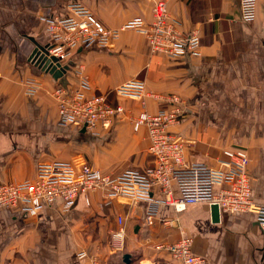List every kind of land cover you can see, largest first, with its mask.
Listing matches in <instances>:
<instances>
[{
  "label": "crops",
  "instance_id": "obj_1",
  "mask_svg": "<svg viewBox=\"0 0 264 264\" xmlns=\"http://www.w3.org/2000/svg\"><path fill=\"white\" fill-rule=\"evenodd\" d=\"M154 1L0 0V184L34 180L39 164L55 161L88 162L114 177L151 167L148 131L135 132L131 118L163 108L154 96L176 95L184 118L173 132L185 143L186 162L227 170L224 151L247 150L254 202L264 206V0H257L252 23L242 21L240 0H166L181 30L199 34L194 55L153 52L145 36L130 29L108 47L75 50L70 89L87 78L86 96L104 95L125 115L97 134L60 124L54 98L60 83L31 61L36 44H51L44 19L68 18V6L80 3L107 28L119 30L135 18L150 21ZM135 80L145 83V97L117 93ZM29 83L39 85L34 95ZM153 191L161 203L152 225L145 221L146 202L117 198L103 205L101 191L81 197L70 211L58 201L29 219L0 209V264H126L125 255L130 264H182L160 246L184 236L205 264H264V226L255 212H220L214 222L207 203L177 212ZM173 193L180 196L176 186ZM120 217L125 244L116 251L112 234Z\"/></svg>",
  "mask_w": 264,
  "mask_h": 264
},
{
  "label": "built area",
  "instance_id": "obj_2",
  "mask_svg": "<svg viewBox=\"0 0 264 264\" xmlns=\"http://www.w3.org/2000/svg\"><path fill=\"white\" fill-rule=\"evenodd\" d=\"M256 6L257 0H240L243 22L255 20ZM68 9L71 12L68 18L44 19L45 30L51 37L49 54L62 65L67 64L79 48L108 47L125 29L143 34L153 52L169 58L194 55L201 45L197 32L184 33L181 30V22L171 15L166 0L154 1L150 21L135 18L119 30L107 28L83 4H70ZM89 88L87 78L77 89L61 84L55 88L60 124L76 126L93 134L101 129H112L124 117V108L110 104L104 95L86 96ZM38 90L36 83L28 84V94L34 95ZM117 93L143 98L146 86L144 82L135 80L118 88ZM154 97L161 99L165 106L156 114L142 112L131 118L135 132L143 128L148 131V152L154 160L151 167L129 169L114 177L95 169L88 162L80 166L69 161L39 164L34 180L0 184V209L20 211L29 219L37 217L44 208L58 201L62 202L64 211H70L81 197L87 198L89 193L101 191L104 194L103 205H109L117 198L146 202L145 221L152 225L161 203L153 197V190L157 189L164 195L162 202L177 212L204 202L210 207L217 205L220 212H255L264 226V206L255 204L253 198L247 150H225L227 170L215 169L206 163H187L185 143L173 132L184 118L182 99L176 95ZM175 186L179 189V197L174 196ZM124 222L120 217L119 228L112 234V247L116 251L124 248ZM192 246V240L184 236L177 243L160 248L182 264H205V259L195 254ZM85 255L81 253L79 257Z\"/></svg>",
  "mask_w": 264,
  "mask_h": 264
},
{
  "label": "water",
  "instance_id": "obj_3",
  "mask_svg": "<svg viewBox=\"0 0 264 264\" xmlns=\"http://www.w3.org/2000/svg\"><path fill=\"white\" fill-rule=\"evenodd\" d=\"M35 46L36 48L31 56L32 63H34L42 71L53 76L55 80L59 81L61 85L67 87L68 72H70L72 68L75 67V64L73 62H68L67 64L62 65L56 57H51L49 54V50L51 49L50 45L41 46L39 44H36ZM84 131L86 130L84 129ZM211 210H212L213 221L219 222L220 221L219 207L217 205L212 206ZM124 261L126 264H130L131 256L125 255Z\"/></svg>",
  "mask_w": 264,
  "mask_h": 264
}]
</instances>
